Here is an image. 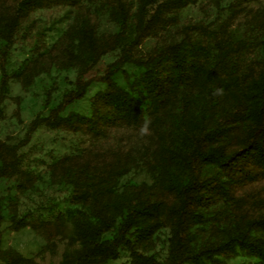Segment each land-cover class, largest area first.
I'll return each mask as SVG.
<instances>
[{"label":"rangeland","instance_id":"1","mask_svg":"<svg viewBox=\"0 0 264 264\" xmlns=\"http://www.w3.org/2000/svg\"><path fill=\"white\" fill-rule=\"evenodd\" d=\"M120 0H74L32 10L18 28L16 38L7 41L0 26V50L6 49L4 71L9 78L0 99V140L19 143L26 133L29 121L36 114H47L62 94L74 86L77 73L82 70L84 78L103 72L114 60L124 43L134 35V20L142 0H121L127 10L126 29L120 44L103 54L95 63L78 65L75 56L79 51L77 33L88 22L95 24L98 34L119 29L122 18L117 14ZM147 5L150 10L151 6ZM264 13V0H195L177 12V20L170 23L157 36H148L139 45L142 55L153 45L167 40H180L183 25L193 26L202 63L216 58V38L225 44L247 42L251 46L240 55V67L245 61L264 57V34L256 26V14ZM74 64H71L72 62ZM71 62V63H70ZM143 66L132 62L120 64L114 73L115 80L141 99L147 111L141 125L135 123L110 129L99 137L66 127L38 125L29 138L18 147L20 171L0 178V211L3 228L0 248L14 249L32 257L38 264H60L65 252H73L81 246L75 237L74 217L83 215L91 221L94 214V195L74 202L72 178L69 175L70 161L84 157L96 150L105 149L111 154L113 167L125 169L120 175L105 176L101 181L102 198L96 204L115 221L114 229L126 213L127 206L134 203L160 201L159 208L150 214L141 215L129 233L137 248L153 255L163 264L168 255L171 225L166 221V205L170 200L168 184L174 177L176 152L183 145L185 134L200 127L213 124L216 115L229 108L238 89V83L230 80L228 87L215 105L209 103L208 95L200 81L194 80L183 94L178 88L167 94L164 106L151 112L146 95V79ZM0 69V77H1ZM104 83L91 81L84 97L69 103L61 114L76 111L91 112L90 96L102 89ZM148 120L149 133L141 134V127ZM245 127V124H242ZM212 164H206L203 172L210 174ZM26 176L32 177L27 187L17 182ZM204 220L191 227V244L198 245L203 235L216 239L224 235L232 219V210L227 203H217L200 209ZM37 221V227L23 226L16 230L7 228L12 218L21 215ZM47 228L52 234V243L46 239ZM253 230L252 232H255ZM109 238L113 231H106ZM130 251L119 249L118 256L109 264H129ZM220 258L227 264H241L256 258L234 246L227 256ZM4 262L0 255V264ZM184 264H214L201 257Z\"/></svg>","mask_w":264,"mask_h":264},{"label":"trees","instance_id":"2","mask_svg":"<svg viewBox=\"0 0 264 264\" xmlns=\"http://www.w3.org/2000/svg\"><path fill=\"white\" fill-rule=\"evenodd\" d=\"M73 1L0 0L3 38L13 41L19 24L32 10ZM190 1L195 0H142L136 11L132 39L124 43L116 58L105 66L102 73L84 78L80 70L74 79V86L62 94L48 113L36 114L29 121L25 137L19 143L0 140V178L20 171L18 147L38 125L62 126L94 137L120 126L132 123L141 125L147 107L142 105L137 95L114 78L118 66L124 62L143 66L145 97L150 101L151 112L166 104L167 94L172 89L178 88L185 94L194 80L200 81L206 89L209 103L215 105L230 80H233L238 83V89L229 108L218 113L213 124L185 134L183 145L176 152L174 177L168 184L170 200L165 216L172 234L163 264H184L201 257L214 264H227L220 256H227L236 245L256 258L246 264H264V57L251 58L244 62L245 68H241L240 55L251 45L247 42L228 45L216 38V58L204 65L195 45L193 26L190 25L181 27L180 40L153 45L143 55L138 52L139 45L146 37L159 35L175 22L178 10ZM152 3L154 5L149 10L147 5ZM117 14L122 18V24L115 32L98 34L95 24L91 22L80 28L77 33L79 51L75 56L78 65L93 64L103 54L119 46L127 18V10L121 0ZM256 26L264 34V13L256 14ZM6 56L7 50L1 49L0 99L9 78L4 71ZM93 80L103 82L104 87L89 97L91 112L69 111L61 114L69 103L84 97L87 86ZM110 161L111 154L102 148L83 160L74 157L68 165L73 183L71 198L74 202L86 199L92 190L97 220L91 221L80 214L74 217V233L81 246L73 252H65L60 264H109L108 260L118 256L121 247H127L130 251L129 264L161 263L153 255L142 253L129 236L136 219L157 210L160 201L129 204L115 229L114 219L96 205L102 198L99 188L105 176L116 177L125 170L113 167ZM206 164L214 167L210 174L203 172ZM31 180L32 177L26 176L17 184L27 187ZM220 200L232 210V219L224 235L213 240L203 235L198 245L191 244V227L205 219L201 207H208ZM27 216L12 218L7 228H36L37 221ZM2 231L3 228H0V237ZM106 231H113V235L103 237ZM51 237L47 228L46 239L49 243H52ZM0 255L4 259L2 264H38L32 257L14 249L0 248Z\"/></svg>","mask_w":264,"mask_h":264},{"label":"clouds","instance_id":"3","mask_svg":"<svg viewBox=\"0 0 264 264\" xmlns=\"http://www.w3.org/2000/svg\"><path fill=\"white\" fill-rule=\"evenodd\" d=\"M150 124V121L146 120L144 122V124L142 125L140 131H141V134H148L149 133V128H148V125Z\"/></svg>","mask_w":264,"mask_h":264}]
</instances>
